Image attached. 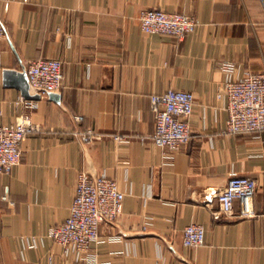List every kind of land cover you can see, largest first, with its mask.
<instances>
[{
    "label": "crops",
    "instance_id": "1",
    "mask_svg": "<svg viewBox=\"0 0 264 264\" xmlns=\"http://www.w3.org/2000/svg\"><path fill=\"white\" fill-rule=\"evenodd\" d=\"M143 9L189 14L198 24L180 41L144 34ZM0 24V124L26 115L40 128L0 176V264H264V132L226 133L225 99L217 97L225 80L264 71V0H0ZM39 58L61 60L60 90L28 100L4 84V69ZM168 88L195 100L191 138L175 150L150 138L149 97ZM74 115L100 138L76 140ZM83 171L115 180L124 199L76 260L46 232L68 216ZM231 175L255 180L254 217L238 218L237 202L231 216L221 214L215 189ZM190 223L204 228L196 248L182 244Z\"/></svg>",
    "mask_w": 264,
    "mask_h": 264
},
{
    "label": "built area",
    "instance_id": "2",
    "mask_svg": "<svg viewBox=\"0 0 264 264\" xmlns=\"http://www.w3.org/2000/svg\"><path fill=\"white\" fill-rule=\"evenodd\" d=\"M7 7L5 3L4 9ZM137 19L139 29L144 34L165 35L178 41L193 32L198 24L192 15L162 9H143ZM3 37L4 30L0 24V41ZM222 68L229 70L231 64L222 62ZM24 70L31 88L39 97L54 93L62 87L61 60L35 59ZM217 97L225 99L226 133L238 135L264 132V71L245 70L241 76L225 80ZM149 99L154 117V129L150 135L152 143L169 150L186 144L191 138L188 119L193 112L194 95L168 88L163 93L151 94ZM81 121L82 116H73L75 128L71 134L76 140L87 144L100 138V134L90 128L81 129ZM39 131V126L26 115L20 116L13 124H0V176L8 174L20 162L21 147L26 135ZM112 137L118 142L126 139L117 134ZM255 192L256 182L253 178L231 175L223 186L215 189L221 214L231 216L234 203L237 202L238 218L254 217L256 214L252 200ZM123 199L124 193L115 180L105 175L93 176L80 172L68 216L62 222L50 226L46 235L52 243L61 247L65 255L72 254L76 260L82 259L89 253L91 244L98 240V227L101 224H113L122 213ZM182 244L187 248L203 245V226L195 223L186 225L182 230Z\"/></svg>",
    "mask_w": 264,
    "mask_h": 264
},
{
    "label": "water",
    "instance_id": "3",
    "mask_svg": "<svg viewBox=\"0 0 264 264\" xmlns=\"http://www.w3.org/2000/svg\"><path fill=\"white\" fill-rule=\"evenodd\" d=\"M4 84L13 86L17 88L21 95L28 100H37L39 95L31 88L28 79L26 77L25 70H13V69H4L3 72ZM49 95H53L50 93Z\"/></svg>",
    "mask_w": 264,
    "mask_h": 264
}]
</instances>
